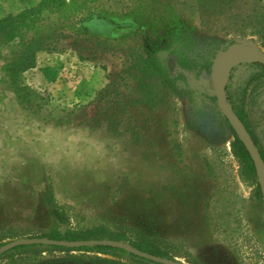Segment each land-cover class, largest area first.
I'll return each instance as SVG.
<instances>
[{"label": "rangeland", "instance_id": "obj_1", "mask_svg": "<svg viewBox=\"0 0 264 264\" xmlns=\"http://www.w3.org/2000/svg\"><path fill=\"white\" fill-rule=\"evenodd\" d=\"M40 1L0 0V20ZM98 2L114 14L135 6L139 14L117 18L133 26L110 34L105 55H91L99 49L94 38L83 43L86 50L77 47L73 32L62 35L61 22L52 19L54 39L61 35L55 49L37 52L35 67L20 74V83L35 92L30 104L19 102L3 72L16 43L0 47V230L33 237L54 227L65 233L140 226L171 244L181 264H264L263 201L233 154L234 136L213 96L212 64L230 38L224 24L206 27L198 0ZM175 22L195 29L192 42L187 34L173 41ZM136 50L159 59L178 93H158L152 107L128 104L129 91L119 109L98 102L107 76L121 72ZM182 53L195 62L192 69L178 65ZM235 54L238 63L220 82L264 153V74L248 55ZM106 114L117 116L111 128ZM43 195L65 215L63 223L47 215ZM67 256L43 254L50 264H92Z\"/></svg>", "mask_w": 264, "mask_h": 264}, {"label": "trees", "instance_id": "obj_2", "mask_svg": "<svg viewBox=\"0 0 264 264\" xmlns=\"http://www.w3.org/2000/svg\"><path fill=\"white\" fill-rule=\"evenodd\" d=\"M98 1L41 0L33 8L26 9L15 16H8L0 20V47L13 42L16 43L14 58L4 67L3 72L20 103L30 104L35 97L34 91L20 83V74L35 67L37 52L55 49L53 42L61 38L60 35L56 37V40L54 39L55 33L53 34L52 24L50 23L52 19L61 22L62 26L59 27V31L62 35L64 31H67V28L73 32L74 43L81 49L86 50L83 43L91 42L93 38L96 39L95 43L99 46V49L91 52V55H105L108 53L106 43L110 34L119 29L133 26L121 20L126 18V16L137 14L139 7L135 6L133 11L131 8H126L130 10L129 12H124L126 9H120V12L114 14V12L110 11V7L105 8ZM197 6L198 10L201 8V13L205 15L203 23L206 27L212 26V23L217 24L221 22L224 24V34L228 37L230 36V38H228L223 51L236 41L245 42L246 40H250L264 51V0H198ZM162 7L167 10L169 6L166 2ZM215 16L219 18L214 19ZM117 18H121L120 22H117ZM72 19L77 20V28L73 26L68 27V21ZM45 22H49L46 28L44 26ZM194 30L190 25L187 27L185 23L175 22L172 25L171 38L179 44L181 39H183V34H187L189 36L188 43H190L192 42L191 38L193 37ZM181 35L182 38H180ZM100 38L104 39L99 40ZM78 42L80 43L77 44ZM78 56L80 59L84 58L81 52H78ZM178 65L183 69L190 70L196 64L182 53L179 56ZM254 66L264 74L263 66L258 63H254ZM107 81L108 83L98 92V102L108 104L110 108L115 106L119 109L124 105V91H129L133 96V99L128 104H132L134 107H152L155 105V98H157L158 93H163L164 91H169L172 95L178 93V89L174 85L175 81L169 79L166 75L159 59L152 53L145 55L142 50H136L133 54H130L126 62H124L122 71L107 76ZM227 102L231 110L242 121L258 148L252 133L249 131L244 113L239 107V104L230 96H227ZM126 104L125 107L127 106ZM127 109L126 107L125 110L127 111ZM116 117L115 114L107 115L104 121L111 128L114 122L118 121ZM228 128L233 134L229 126ZM233 136L234 138L231 144L233 154L239 160L245 177L256 186L255 197L261 200L262 197L257 187L256 175L251 159L241 142L234 134ZM259 152L264 161V153L260 150ZM42 202H47L46 212L51 219L54 221L60 219L59 221L64 222L65 215L59 213L55 205H49L48 195H43ZM59 221L58 224L61 223ZM125 229L110 231L107 227H93L82 231L69 230L62 233L57 227H54L46 233L33 237L28 234L6 232L2 229L0 230V247L7 240L14 241L24 238H40L62 242L107 240L111 242H122L142 253L164 258L169 261H175L178 257L174 251V247L171 244H167L156 231L140 226ZM73 252L79 255L74 256L70 254ZM45 253L67 254L68 260L82 263L87 261L92 264H97L98 262L122 264L120 259L123 257L129 258L131 264H156L138 258L123 249L102 245L77 248L41 245L19 246L5 251L0 256V259L6 257L8 259L7 264H50L44 260L43 254ZM90 253L113 256L118 260H106L98 256H88ZM26 255L28 257H23Z\"/></svg>", "mask_w": 264, "mask_h": 264}, {"label": "water", "instance_id": "obj_3", "mask_svg": "<svg viewBox=\"0 0 264 264\" xmlns=\"http://www.w3.org/2000/svg\"><path fill=\"white\" fill-rule=\"evenodd\" d=\"M242 52L250 57L252 62L258 63L264 67V51L258 48L253 43L249 42H235L230 45L220 56H218L213 64L211 69V78L213 83V96L217 101L219 110L227 122L228 126L232 130L233 134L237 137V139L241 142L243 147L245 148L247 154L249 155L251 162L254 167L256 179L258 181L259 191L262 197L263 205H264V161L260 155L258 148L256 147L254 141L252 140L249 132L245 128L242 121L236 116V114L231 110L227 102V96L224 90V85L220 82L218 77V68L223 60L228 58L230 55ZM241 62V61H240ZM238 62L232 63L230 68H228V73L231 68ZM31 245H41V246H57V247H65V248H77V247H91V246H111L114 248H120L125 250L126 252L137 256L138 258H142L148 261H151L156 264H181L178 261H169L164 258H159L156 256H152L149 254L142 253L129 245L120 242H111L107 240L102 241H81V242H62V241H54L40 238H24L11 241L9 243L4 244L0 247V255H2L5 251L11 250L15 247L19 246H31Z\"/></svg>", "mask_w": 264, "mask_h": 264}, {"label": "bare ground", "instance_id": "obj_4", "mask_svg": "<svg viewBox=\"0 0 264 264\" xmlns=\"http://www.w3.org/2000/svg\"><path fill=\"white\" fill-rule=\"evenodd\" d=\"M236 58H238V57L234 53V54L230 55L228 58H226L225 60L222 61V63L220 64V66L218 68V77H219V79H221L224 76L228 66L237 60Z\"/></svg>", "mask_w": 264, "mask_h": 264}]
</instances>
